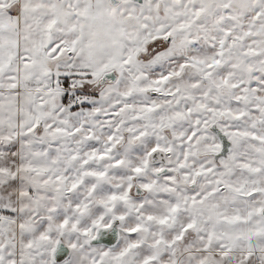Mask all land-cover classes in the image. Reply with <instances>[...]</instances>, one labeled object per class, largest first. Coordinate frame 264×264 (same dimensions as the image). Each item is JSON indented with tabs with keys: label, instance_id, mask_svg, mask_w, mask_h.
<instances>
[{
	"label": "snow or ice",
	"instance_id": "6c2138e0",
	"mask_svg": "<svg viewBox=\"0 0 264 264\" xmlns=\"http://www.w3.org/2000/svg\"><path fill=\"white\" fill-rule=\"evenodd\" d=\"M0 264H264V0H0Z\"/></svg>",
	"mask_w": 264,
	"mask_h": 264
}]
</instances>
